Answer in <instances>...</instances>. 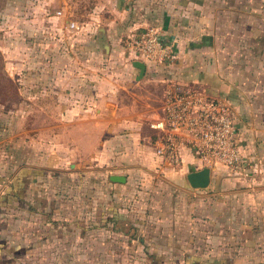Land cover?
<instances>
[{"label":"crops","instance_id":"crops-1","mask_svg":"<svg viewBox=\"0 0 264 264\" xmlns=\"http://www.w3.org/2000/svg\"><path fill=\"white\" fill-rule=\"evenodd\" d=\"M237 1L106 0L91 15V21L75 30L74 58L78 71L69 76V68L64 66L60 89L54 93L47 91L50 101L45 102L43 125L58 127L60 161L76 168L73 170L76 174L90 173L96 178L91 195L83 197L89 203L92 201L91 209H84L85 217L70 218L68 210H64L65 221L69 218L76 225L82 223L79 226L83 228L75 235H86L84 223L96 228L102 210L111 215L117 212L122 220L116 224L129 220L126 206L112 199L118 187H127L125 172L132 167L130 162L134 158L149 168L159 167L179 184L186 180L187 173L203 167L188 153L179 165L171 166L162 163L153 152L156 131L150 128V123L162 116L165 89L171 82L203 88L233 107L244 157L243 171L247 176L264 180V23L260 19L259 0H251L252 4L246 7L237 6ZM64 21L68 24L72 20L67 16ZM148 26L158 28L163 38L172 43L176 57L171 64L158 68L145 66L144 75L137 79L139 70L132 65L134 56L122 43L132 32ZM72 78L74 82H70ZM153 83L160 84L162 90H143ZM34 159L30 157L26 164L18 166L13 172L16 178H11L8 185L0 166V264H21L15 258L24 250L22 246L27 244V254L30 248L35 250L33 244L44 235L42 229L58 221L52 219L36 228L35 216L31 215L35 200L21 201L20 191L27 189L32 194L36 191L34 184L21 179L44 165ZM224 171L227 169L215 167L211 175ZM71 175L65 173V181H70ZM111 175H123L126 181L113 182ZM7 186L9 189L5 190ZM258 188L264 189V185ZM58 192H48L45 198L56 208V201L69 197L63 190L58 197ZM40 202L36 199V203ZM68 205L71 203L65 204L66 209ZM20 210L26 216L20 217ZM256 218L257 223L264 222V216ZM96 229L93 236L101 233L100 228ZM141 241L140 250L147 252L144 240Z\"/></svg>","mask_w":264,"mask_h":264},{"label":"rangeland","instance_id":"rangeland-1","mask_svg":"<svg viewBox=\"0 0 264 264\" xmlns=\"http://www.w3.org/2000/svg\"><path fill=\"white\" fill-rule=\"evenodd\" d=\"M105 2L0 0L1 170L8 185L17 176L13 172L30 157L44 164L21 177L24 183L35 185V194L27 189L19 194L21 201L35 200L31 215L35 216L36 228L46 221L58 220L42 229L44 235L33 244L35 250L30 248L27 254L25 244L15 259L21 264H264V222L255 221L264 216V200L260 201L264 189L258 188L264 180L247 174L228 170L214 173L206 188L193 189L186 180L176 183L159 167L149 168L134 158L132 167L125 172L127 187H118L112 199L126 206L130 221L107 223L100 228L103 234L96 236L93 233L98 227L84 223L86 235L78 237L75 234L83 228L79 226L82 223L64 220V210H68L70 218H77L85 214V208L91 209L92 201L84 198L91 195L96 178L90 173L76 174V168L60 161L58 127L43 126L45 102L50 101L47 91L60 89L64 66H68L69 76L78 71L74 58L77 31L69 28L64 18H71L79 30ZM259 3L264 23V0ZM251 4V0L237 1L241 7ZM143 90L162 87L153 83ZM65 173H72L70 181H65ZM61 190L69 197L56 201V208L45 198L48 192L57 191L59 197ZM36 199L42 202L38 204ZM64 203L71 206L66 209ZM25 213L20 210L19 216ZM132 226L137 230L133 231ZM122 232L126 236L119 235ZM141 239L147 252L141 251Z\"/></svg>","mask_w":264,"mask_h":264},{"label":"built area","instance_id":"built-area-1","mask_svg":"<svg viewBox=\"0 0 264 264\" xmlns=\"http://www.w3.org/2000/svg\"><path fill=\"white\" fill-rule=\"evenodd\" d=\"M67 26L78 28L74 21L68 22ZM122 45L134 60L151 68L171 64L176 57L172 43L153 26L132 32ZM150 128L156 131L153 152L164 164L179 165L188 153L203 167L221 166L231 173H244L233 107L203 88L181 82L169 83L165 89L162 116L151 122Z\"/></svg>","mask_w":264,"mask_h":264},{"label":"water","instance_id":"water-1","mask_svg":"<svg viewBox=\"0 0 264 264\" xmlns=\"http://www.w3.org/2000/svg\"><path fill=\"white\" fill-rule=\"evenodd\" d=\"M136 69L139 70L138 78H142L145 73V64L139 60H134L132 64ZM211 179V169L204 166L198 170L191 171L186 174V180L189 186L193 189H204L206 188ZM110 180L113 182H125L126 177L123 175H111Z\"/></svg>","mask_w":264,"mask_h":264},{"label":"trees","instance_id":"trees-1","mask_svg":"<svg viewBox=\"0 0 264 264\" xmlns=\"http://www.w3.org/2000/svg\"><path fill=\"white\" fill-rule=\"evenodd\" d=\"M114 216H116V217H114ZM100 218H101V220H100L98 226H96L98 228L105 227L108 222H113L114 224H116L117 221L122 220V217L120 215H118L117 212H115L114 215H111L108 210H102L101 211V217ZM132 230L133 231L134 230H137V227L132 226ZM139 244H142V241L141 240H140Z\"/></svg>","mask_w":264,"mask_h":264}]
</instances>
